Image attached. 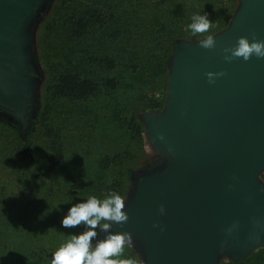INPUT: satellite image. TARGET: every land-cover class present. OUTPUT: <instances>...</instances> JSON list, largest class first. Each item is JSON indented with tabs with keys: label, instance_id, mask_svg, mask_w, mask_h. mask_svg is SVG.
<instances>
[{
	"label": "water",
	"instance_id": "95a60500",
	"mask_svg": "<svg viewBox=\"0 0 264 264\" xmlns=\"http://www.w3.org/2000/svg\"><path fill=\"white\" fill-rule=\"evenodd\" d=\"M49 2L0 0V116L22 131L38 104L32 31ZM240 37L264 40V0H240L215 48L174 45L165 107L145 119L160 158L132 178L128 221L110 230L132 235L141 264L239 261L264 246V58L226 62ZM209 72L224 75L209 83Z\"/></svg>",
	"mask_w": 264,
	"mask_h": 264
},
{
	"label": "rangeland",
	"instance_id": "374dc122",
	"mask_svg": "<svg viewBox=\"0 0 264 264\" xmlns=\"http://www.w3.org/2000/svg\"><path fill=\"white\" fill-rule=\"evenodd\" d=\"M175 1L184 5L178 41L193 43L207 33L190 34L187 25L192 15L207 13L215 24L210 31L216 36L230 27L240 5V0ZM137 4L138 0H50L37 20L32 31L39 72L36 113L24 132L0 116V264H51L52 255L85 230L83 224L73 229L60 225L73 204L93 195L103 199L112 191L124 196L126 202L132 178L159 160L145 119L165 107V69H169L174 52L171 54L169 40L163 35L155 41L156 47L135 41L134 33L147 38L139 21L144 5L138 8ZM66 11L74 13L64 24L61 16ZM128 17L133 19L127 22ZM114 46L120 57L129 53L138 56L137 74L132 79L126 77L124 69L121 77L112 78L108 72L106 52ZM87 47L92 57L99 54L94 67L107 73L98 83L101 93L97 98L91 96L92 100L80 97L86 87L80 80L57 74L75 63L81 49ZM163 63L164 74L159 67ZM131 87H139V96L144 93L146 98L136 111L122 96ZM71 90L75 96L70 95ZM126 170L129 177L125 185ZM103 178L112 181L102 182ZM260 181L264 183V171ZM252 253L253 258L245 264H264V246ZM121 258L141 264L136 245L126 248ZM236 263L227 256L218 262Z\"/></svg>",
	"mask_w": 264,
	"mask_h": 264
},
{
	"label": "clouds",
	"instance_id": "9594fccd",
	"mask_svg": "<svg viewBox=\"0 0 264 264\" xmlns=\"http://www.w3.org/2000/svg\"><path fill=\"white\" fill-rule=\"evenodd\" d=\"M215 28L205 14H194L187 30L192 36L207 35L199 40L202 49L210 50L216 47L215 35L210 31ZM226 62L233 58H242L245 62L251 57L264 58V40L246 37L238 38L232 48L223 49ZM209 83H214V77L224 73H207ZM125 197L119 193L109 192L103 199L89 196L86 201L73 204L63 216L60 225L64 229H73L81 224L85 230L79 235H73L51 257V264H137L134 259H123L125 249L132 248V235L128 232L113 234L110 230L113 224H124L128 221V214L124 211ZM164 213L163 207L159 209ZM155 227V225H154ZM99 233H104L103 239H97Z\"/></svg>",
	"mask_w": 264,
	"mask_h": 264
},
{
	"label": "trees",
	"instance_id": "16d2710c",
	"mask_svg": "<svg viewBox=\"0 0 264 264\" xmlns=\"http://www.w3.org/2000/svg\"><path fill=\"white\" fill-rule=\"evenodd\" d=\"M142 1L144 3L138 0V4L136 7L141 8L144 5V10H145V11L143 10L144 15L141 16L142 18L139 16V21L143 24L144 31L147 32L146 36L147 38H149V41L147 40V38H142L141 34L134 33L135 41L141 42V44L147 47L151 46L150 43L153 44V47H156L155 41L158 38L160 39L161 36L163 35L165 39L169 40V43L171 45V54H172L173 52L172 47L174 43L179 39H181L182 37V33L178 34V32L181 30V25L183 24V20L181 18V10L184 8V5L182 6L183 3H178L175 0H142ZM111 8L114 9L113 6H111ZM113 9L111 11L112 16L114 15ZM139 12L136 13L139 14ZM71 13H74V11L72 12L66 11L65 14L61 16L65 20L64 24L65 22H69L71 20V18L69 17ZM130 19L132 20L133 18L128 17L126 21L130 22ZM114 48L115 46L111 50L108 49V51L106 52L107 53L106 59L108 60V63H106L105 61L106 54L104 55V61L106 63V68L108 69V72H111L113 74L112 78H115V76L121 77L124 69L125 74H127L126 77L132 79L137 74L136 67H138V65L136 64V61H139L138 56L136 54L133 55L129 53L127 56L120 57ZM81 51L83 53L77 58L75 63H72L70 66L66 67L65 69L62 68L63 71L58 72L57 74L59 75L61 74L62 77L68 75L80 80V84L86 85L80 97L84 99L90 98L92 100L91 96L93 98L94 97L97 98V96L101 93L98 87V83L101 81L102 79L101 77L103 75H106L107 73L101 71V69L99 68L94 67L93 63H95L94 61L99 60V54L95 57H92V54H90L92 53L90 47H87L86 49H81ZM164 64L165 63H163L162 65L159 64V67L161 66L160 70L161 72H163V74L164 71H162V69L164 70L165 68ZM145 69L147 68L145 67ZM165 72L168 73L167 67L165 69ZM141 74H143L142 71ZM125 90L123 91L122 94L123 98L129 99V105H131L133 111H136L142 105V103L146 101V98H144L145 94L141 93L142 95L139 96L138 93L139 87L138 89L131 87V89H125ZM59 92L57 91L55 93H59ZM70 95L75 96L76 95L75 90H71ZM133 113L134 112H132V114ZM127 177H129L128 170L125 171V179H124L125 185L127 184ZM103 181L111 183L112 179L103 178L102 182ZM253 256L254 254L251 253L247 258L241 261H237L236 264H242V263L245 264L248 261H250L253 258Z\"/></svg>",
	"mask_w": 264,
	"mask_h": 264
},
{
	"label": "flooded vegetation",
	"instance_id": "af4514ba",
	"mask_svg": "<svg viewBox=\"0 0 264 264\" xmlns=\"http://www.w3.org/2000/svg\"><path fill=\"white\" fill-rule=\"evenodd\" d=\"M21 129V128H20Z\"/></svg>",
	"mask_w": 264,
	"mask_h": 264
}]
</instances>
